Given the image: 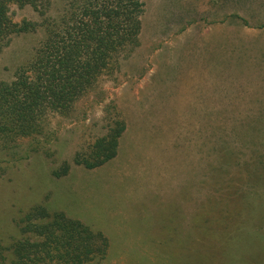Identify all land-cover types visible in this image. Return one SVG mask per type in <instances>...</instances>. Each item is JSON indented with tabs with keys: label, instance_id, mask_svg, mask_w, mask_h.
I'll return each mask as SVG.
<instances>
[{
	"label": "rangeland",
	"instance_id": "obj_1",
	"mask_svg": "<svg viewBox=\"0 0 264 264\" xmlns=\"http://www.w3.org/2000/svg\"><path fill=\"white\" fill-rule=\"evenodd\" d=\"M50 1L10 5L38 28L10 35L0 80L64 13ZM138 1L137 37L89 90L0 143V264H264V0Z\"/></svg>",
	"mask_w": 264,
	"mask_h": 264
},
{
	"label": "trees",
	"instance_id": "obj_2",
	"mask_svg": "<svg viewBox=\"0 0 264 264\" xmlns=\"http://www.w3.org/2000/svg\"><path fill=\"white\" fill-rule=\"evenodd\" d=\"M65 2L62 15L44 19L45 36L29 62L16 70L11 81L0 80V143L8 149L19 138L39 134L52 111L68 110L107 68L110 51L132 42L140 30L137 13L142 4L138 0ZM12 3L30 4L44 14L43 8H49L51 1L0 0V49L13 33L38 28L27 20L14 21L9 14ZM122 130V126L116 127L99 139L96 160L82 163L95 168L114 158Z\"/></svg>",
	"mask_w": 264,
	"mask_h": 264
},
{
	"label": "crops",
	"instance_id": "obj_3",
	"mask_svg": "<svg viewBox=\"0 0 264 264\" xmlns=\"http://www.w3.org/2000/svg\"><path fill=\"white\" fill-rule=\"evenodd\" d=\"M257 83L258 84H260V85H263L264 84V81L263 80H260V81H257ZM253 87V86H252ZM249 91V92H248ZM258 90L255 88V86H254V95H257V94H255L256 92H257ZM248 93H251V91L249 90V87L247 86V87H245L244 88V90L243 91H241V97H239L240 98V100H244V101H247L248 99H249V95H248ZM253 96V95H252ZM119 149V148H118Z\"/></svg>",
	"mask_w": 264,
	"mask_h": 264
}]
</instances>
